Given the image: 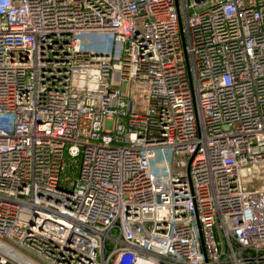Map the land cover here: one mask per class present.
<instances>
[{"label": "built area", "instance_id": "2783aa9c", "mask_svg": "<svg viewBox=\"0 0 264 264\" xmlns=\"http://www.w3.org/2000/svg\"><path fill=\"white\" fill-rule=\"evenodd\" d=\"M0 264H264V0H0Z\"/></svg>", "mask_w": 264, "mask_h": 264}, {"label": "rangeland", "instance_id": "374dc122", "mask_svg": "<svg viewBox=\"0 0 264 264\" xmlns=\"http://www.w3.org/2000/svg\"><path fill=\"white\" fill-rule=\"evenodd\" d=\"M164 158L167 160L169 159V152H166L164 156L161 152H157L156 158L151 161L152 165L156 167L157 171H160L162 169ZM178 159L183 166L182 168H185L189 159V155L182 153L179 155Z\"/></svg>", "mask_w": 264, "mask_h": 264}]
</instances>
